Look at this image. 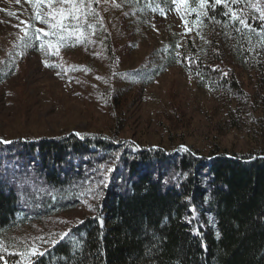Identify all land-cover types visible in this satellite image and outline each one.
Returning <instances> with one entry per match:
<instances>
[{
  "label": "trees",
  "instance_id": "16d2710c",
  "mask_svg": "<svg viewBox=\"0 0 264 264\" xmlns=\"http://www.w3.org/2000/svg\"><path fill=\"white\" fill-rule=\"evenodd\" d=\"M121 2L176 5L195 34L181 45L165 40L162 62L127 69L124 79L149 84L177 64L220 96L225 128L248 118L264 136V0ZM86 22L94 25L75 28H100ZM41 26L44 42L74 45L72 25L51 36ZM80 206L85 213L67 227L49 224ZM33 222L52 233L34 249L18 246L8 234ZM0 264H264V147L144 146L100 131L0 136Z\"/></svg>",
  "mask_w": 264,
  "mask_h": 264
},
{
  "label": "rangeland",
  "instance_id": "374dc122",
  "mask_svg": "<svg viewBox=\"0 0 264 264\" xmlns=\"http://www.w3.org/2000/svg\"><path fill=\"white\" fill-rule=\"evenodd\" d=\"M38 1L0 0V136L100 131L144 146L181 143L201 151L214 144L234 151L264 147V136L254 131L248 118H241L237 127L225 128L220 96L198 87L177 64L149 84L124 79L127 69L162 62L165 40L177 37L181 45L185 37L195 36L176 5L149 11L121 0H95L93 6L91 0H83L79 22L94 25L85 22L82 13L87 7V20H98V30H71L76 38L71 46L50 47L44 42L43 47H35L24 38L29 19L49 25L35 18L39 13L59 25L60 13L66 17L78 2ZM63 22L72 25L76 20ZM85 211V206L64 211L49 224L67 227ZM41 225L33 222L8 235L18 237V246L28 241L24 247L34 249L45 233H52L41 230Z\"/></svg>",
  "mask_w": 264,
  "mask_h": 264
},
{
  "label": "snow or ice",
  "instance_id": "6c2138e0",
  "mask_svg": "<svg viewBox=\"0 0 264 264\" xmlns=\"http://www.w3.org/2000/svg\"><path fill=\"white\" fill-rule=\"evenodd\" d=\"M65 2H66V3H69V2H72V0H65ZM82 2H83V0H78V2L76 3V7H75L74 9H72V10H68V11H67V16H66V17L64 16V13L61 12V13H60V16H61V22L59 23V25H53L52 23H50L49 18H45V17L41 16L39 13H37L35 18H36L40 23H42V24H44V23H48V24H49V27H52L53 30H54L53 32H46V33H44V34H45V35H48V36L53 35L54 32H55V29H56L57 27L60 29V31H64L66 25H65V23H64L63 21H64L65 19H67V21L69 22V24H71V21H72V20H76V21L78 22V21L80 20V17H81L80 3H82ZM204 2H205V0H201V5H202V6L204 5ZM222 2H223V0H215V3H217V4H220V3H222ZM8 14H9V15H13L12 13H8ZM82 14H83L84 19H85V22H86V21H87V16L89 15V10L87 9V7L84 8ZM234 15H235V14H234ZM50 19H51V20H54L55 17L52 16ZM240 22H241L242 24L244 23L243 20H241ZM21 23H26V22L21 21ZM76 26H78V25H72L71 27H72V28H75ZM28 27H30V25H29ZM27 35H28V31H27V29H25V36H27ZM37 39H39V37H37ZM60 42H61V43L63 42L62 39H61ZM49 46L51 47V44H50ZM41 47H43V45H41ZM45 66H49V65H47V63H46ZM184 150L186 151L187 149H184ZM32 255H42V253H39V252L33 251Z\"/></svg>",
  "mask_w": 264,
  "mask_h": 264
},
{
  "label": "bare ground",
  "instance_id": "6f19581e",
  "mask_svg": "<svg viewBox=\"0 0 264 264\" xmlns=\"http://www.w3.org/2000/svg\"><path fill=\"white\" fill-rule=\"evenodd\" d=\"M17 248V247H16ZM19 251V250H18Z\"/></svg>",
  "mask_w": 264,
  "mask_h": 264
}]
</instances>
